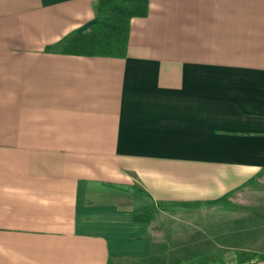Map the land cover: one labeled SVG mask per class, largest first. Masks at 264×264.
Returning a JSON list of instances; mask_svg holds the SVG:
<instances>
[{"label": "crops", "instance_id": "obj_1", "mask_svg": "<svg viewBox=\"0 0 264 264\" xmlns=\"http://www.w3.org/2000/svg\"><path fill=\"white\" fill-rule=\"evenodd\" d=\"M95 3L0 0V264H151L165 208L264 186V0H148L123 57L45 50Z\"/></svg>", "mask_w": 264, "mask_h": 264}, {"label": "rangeland", "instance_id": "obj_2", "mask_svg": "<svg viewBox=\"0 0 264 264\" xmlns=\"http://www.w3.org/2000/svg\"><path fill=\"white\" fill-rule=\"evenodd\" d=\"M243 190L208 206L157 214L149 235L151 264H209L240 254L264 258V186Z\"/></svg>", "mask_w": 264, "mask_h": 264}, {"label": "trees", "instance_id": "obj_3", "mask_svg": "<svg viewBox=\"0 0 264 264\" xmlns=\"http://www.w3.org/2000/svg\"><path fill=\"white\" fill-rule=\"evenodd\" d=\"M95 11L96 20L87 29L71 32L46 46L45 50L71 55L123 57L127 50L129 21L146 16L148 0H96ZM131 190L135 194L142 193L138 189ZM168 204L171 203H161L162 206ZM202 204L183 203L190 208H199ZM152 216L153 207L149 203H140L133 209L135 220L148 223Z\"/></svg>", "mask_w": 264, "mask_h": 264}, {"label": "built area", "instance_id": "obj_4", "mask_svg": "<svg viewBox=\"0 0 264 264\" xmlns=\"http://www.w3.org/2000/svg\"><path fill=\"white\" fill-rule=\"evenodd\" d=\"M209 264H264V258L243 256L233 261L211 262Z\"/></svg>", "mask_w": 264, "mask_h": 264}]
</instances>
